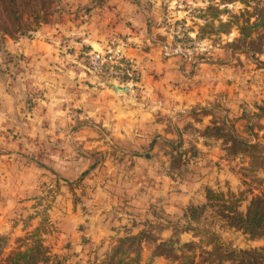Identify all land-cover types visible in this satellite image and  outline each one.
Returning <instances> with one entry per match:
<instances>
[{"label":"rangeland","instance_id":"1","mask_svg":"<svg viewBox=\"0 0 264 264\" xmlns=\"http://www.w3.org/2000/svg\"><path fill=\"white\" fill-rule=\"evenodd\" d=\"M30 2L0 28V264L38 239L49 264L263 263L219 211L264 191V39L237 27L264 0Z\"/></svg>","mask_w":264,"mask_h":264},{"label":"trees","instance_id":"2","mask_svg":"<svg viewBox=\"0 0 264 264\" xmlns=\"http://www.w3.org/2000/svg\"><path fill=\"white\" fill-rule=\"evenodd\" d=\"M29 4H31L30 0H0V28H5L9 22H12L20 28L22 21V7H26ZM254 9V16H256L254 22H251L252 15H248L246 20H244V23L241 25L237 21V27L240 31L239 39L244 40L248 38L250 41H255L252 37L253 32L257 34L256 36L259 41L264 39V6L255 5ZM38 16L39 15L35 13L34 19H40V16ZM235 141L238 144L245 145L247 148L257 149V146L242 139L237 138ZM222 198H224V195L212 190L208 191L207 199L212 205L213 201H223ZM239 202L240 201L236 200L231 205H227L226 208L228 213H225L222 209L219 212H221L230 227L243 231L245 234L251 236L252 239L257 237L264 239V191L252 197L245 212H241L238 209ZM205 208L206 206H204L203 209ZM41 255L42 259L40 260V240L38 239L34 241L33 245L27 243L25 250L19 249L18 251L13 252L5 260V264H41L43 262L49 264L46 254L41 253ZM113 259L114 256H112L108 262L100 264H114ZM118 263L121 264L120 261H118ZM261 264H264V261Z\"/></svg>","mask_w":264,"mask_h":264},{"label":"crops","instance_id":"3","mask_svg":"<svg viewBox=\"0 0 264 264\" xmlns=\"http://www.w3.org/2000/svg\"><path fill=\"white\" fill-rule=\"evenodd\" d=\"M15 46H16V50H22L21 47H23L24 45L18 42L17 45ZM35 57H40V54ZM9 97L10 96L6 94V91L3 90L2 92H0V103L5 104L4 102H6L7 98ZM1 104H0V126H3L5 125V117L7 114L5 115V109L1 110L2 109ZM11 184L12 182L10 179V169L6 168V173H5V170L1 168L0 169V232L5 231L7 228L8 218L11 212V204L12 201H14L11 200L10 195L12 193H10V191L14 190L16 185H11Z\"/></svg>","mask_w":264,"mask_h":264},{"label":"water","instance_id":"4","mask_svg":"<svg viewBox=\"0 0 264 264\" xmlns=\"http://www.w3.org/2000/svg\"><path fill=\"white\" fill-rule=\"evenodd\" d=\"M110 87L113 89L115 92H125L129 90L128 86H120L116 84H110Z\"/></svg>","mask_w":264,"mask_h":264},{"label":"built area","instance_id":"5","mask_svg":"<svg viewBox=\"0 0 264 264\" xmlns=\"http://www.w3.org/2000/svg\"><path fill=\"white\" fill-rule=\"evenodd\" d=\"M101 59V56L99 54L96 55V60L99 61Z\"/></svg>","mask_w":264,"mask_h":264}]
</instances>
